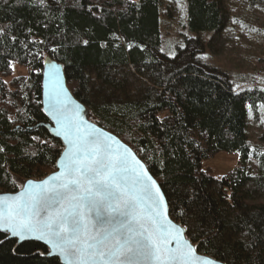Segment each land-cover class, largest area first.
I'll return each mask as SVG.
<instances>
[{
    "label": "trees",
    "instance_id": "1",
    "mask_svg": "<svg viewBox=\"0 0 264 264\" xmlns=\"http://www.w3.org/2000/svg\"><path fill=\"white\" fill-rule=\"evenodd\" d=\"M185 3L188 30L217 37L224 29L221 0ZM162 7V0H0V193L17 192L16 178L40 180L56 169L64 146L42 107L43 67L55 59L90 117L146 163L198 252L264 264V153L252 152L247 133L264 90L237 91L222 71L195 60L206 47L199 36L185 37L173 57L163 53ZM14 62L27 74L7 81ZM219 152H237L245 169L222 177L204 170L202 161ZM0 240V264H62L37 241L2 231Z\"/></svg>",
    "mask_w": 264,
    "mask_h": 264
},
{
    "label": "snow or ice",
    "instance_id": "2",
    "mask_svg": "<svg viewBox=\"0 0 264 264\" xmlns=\"http://www.w3.org/2000/svg\"><path fill=\"white\" fill-rule=\"evenodd\" d=\"M90 127L82 135L79 121L62 124L59 171L0 196V231L45 240L66 264H218L197 256L167 219L159 186L131 149Z\"/></svg>",
    "mask_w": 264,
    "mask_h": 264
},
{
    "label": "rangeland",
    "instance_id": "3",
    "mask_svg": "<svg viewBox=\"0 0 264 264\" xmlns=\"http://www.w3.org/2000/svg\"><path fill=\"white\" fill-rule=\"evenodd\" d=\"M221 1L226 19L224 29L216 37L217 32L194 33L187 29L185 0H162V52L173 57L177 47L184 46L185 37L199 36L206 47L196 52L195 60L222 71L237 91L264 90V2ZM26 74L27 69L14 62L5 79L10 81ZM247 133L252 152L264 153V102L256 112L250 108ZM239 158L237 152H219L204 159L202 168L215 177H222L237 167ZM247 166L256 172L254 159ZM16 181L20 188L25 182L19 178Z\"/></svg>",
    "mask_w": 264,
    "mask_h": 264
},
{
    "label": "water",
    "instance_id": "4",
    "mask_svg": "<svg viewBox=\"0 0 264 264\" xmlns=\"http://www.w3.org/2000/svg\"><path fill=\"white\" fill-rule=\"evenodd\" d=\"M53 65H56L59 67V73H56V70L53 68ZM54 105L56 108H63L62 112H57L54 110ZM66 105V108L64 106ZM42 107L45 115L49 119L51 125V133L52 135L59 139L64 149L61 152L57 162H56V169L52 173L48 174L46 177L38 180V179H28L33 180L36 182H40L42 180H45L48 178V176L52 175L53 173L59 171V161L61 159V156L64 152V150L67 148V144L64 140L63 135H57L58 132H62V124L68 125L73 121H79L80 128H81V134H87L94 131L90 125H94L95 129L99 130L100 132L104 133L105 135L115 137L116 140H118L121 144L127 146L129 149H131V152L135 155L136 159L140 161V163L144 166V170H146L147 175L151 176L153 180L156 181V185L159 186L160 192L163 194V202L161 204V209L164 212V215L167 217L168 220H170L172 223L177 225L178 227L184 229L183 236L184 238L194 247L195 253L197 256L202 257L204 259H209L218 262V264H226L220 260H217L211 256L202 254L198 252L196 246L193 244V242L187 237V231L184 226H182L180 223H177L170 215L169 212V204L167 201V198L165 196V193L158 182V180L155 178V176L151 173L146 163L139 157V155L135 152V150L126 142H124L119 136L114 134L113 132L101 127L98 123H96L93 119H91L87 108L85 105L80 102L76 96L72 93L70 88L67 84V79L65 75V68L64 65L60 62H58L55 59L47 60L43 67V73H42ZM59 121V122H58ZM122 151V149H121ZM131 161V158H129ZM137 170L139 171L138 166ZM26 180L21 188L15 193H0V196H18L26 191L27 185ZM150 184V181L148 182ZM154 191V190H153ZM3 232V231H2ZM10 235V233H9ZM10 237H12L10 235ZM16 240H18L19 243L26 242V241H37L44 246H46L49 249V255L51 257H57L60 259L62 264H66V261L63 256H61L58 252H54L52 250V247L50 244L46 243L45 240L36 239L35 237L27 238L23 241L19 240L16 237H12Z\"/></svg>",
    "mask_w": 264,
    "mask_h": 264
}]
</instances>
